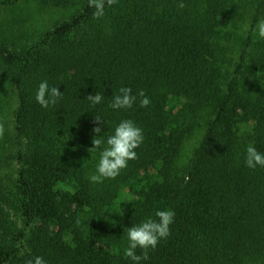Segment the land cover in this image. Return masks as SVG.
<instances>
[{
	"label": "trees",
	"instance_id": "1",
	"mask_svg": "<svg viewBox=\"0 0 264 264\" xmlns=\"http://www.w3.org/2000/svg\"><path fill=\"white\" fill-rule=\"evenodd\" d=\"M17 2L0 0V9ZM180 2L118 0L116 5H106L103 18L94 19L95 9L88 1L80 16L54 30L55 37L77 35L65 50L72 62L102 43L119 44L132 33L149 30L160 45L157 50L155 44L144 48L146 53L139 52V59L146 60L145 71L128 73L132 81L122 87L128 84L133 95L143 90L151 103L142 107L139 119L123 117L119 114L123 109L111 108L109 94L99 103L98 112L87 99L72 98L68 106L61 98L54 106L71 112L58 132L53 130L51 115L40 114L42 106L35 98L30 102L28 95L22 106L33 104L34 112L26 114L22 107L15 114L16 137L22 140L28 135L33 145L42 138L43 149L51 148L54 156L58 151L53 160L66 166L77 155L83 178L91 175L89 161L100 158L102 150L89 152L92 139L100 135L106 147L115 127L130 119L143 131L140 159L129 161L122 173L104 180L93 194L88 192L90 185L84 186L87 194L57 193L58 178L40 180L25 169L17 172L13 187L4 191L0 176L2 264H25L36 256L46 264H135L124 255L128 228L148 218L158 219L159 210L174 211L171 234L155 249H148L149 258L140 264H264V168L250 169L245 163L249 145L264 153V39L253 31L264 18V0H236L250 24L249 35L236 51L224 45L228 37L220 29L213 34L220 25L211 11L212 0H183V9L177 6ZM181 22L189 25L177 31ZM233 22L235 18H229L227 25ZM156 33L161 34L158 40ZM228 59L230 66L225 64ZM38 72L32 71L35 80L27 86L31 94L44 77ZM196 94L191 117L177 120L175 109L182 95ZM96 116L102 125L96 123ZM244 124L253 128L247 147L239 135ZM97 126L102 127L100 134L93 132ZM75 148L79 150L74 152ZM159 149L165 151L163 157ZM18 153L23 159L25 153ZM143 168L148 177H154L149 175L153 171L158 180L143 186L138 179ZM125 189L133 192L136 203L123 210L116 227H110L111 213ZM6 209L31 225L20 226Z\"/></svg>",
	"mask_w": 264,
	"mask_h": 264
},
{
	"label": "rangeland",
	"instance_id": "2",
	"mask_svg": "<svg viewBox=\"0 0 264 264\" xmlns=\"http://www.w3.org/2000/svg\"><path fill=\"white\" fill-rule=\"evenodd\" d=\"M88 1L18 0L14 6L0 9V122H3L5 126V134L3 138H0V176L4 179V191L13 187V180L21 169L27 170L33 174V177L40 180L44 178L48 181L49 178L52 180V177L58 178L59 183H57L54 191L60 194L75 195L78 192H86L84 186L87 185L91 186V189L88 187L90 194L96 193L97 189H100V183L89 182V176L83 175V178L79 176L80 172L81 174L84 172L78 166L81 160L77 158V155L69 160L67 166L60 160L54 161L53 159L57 156L58 151L55 150L56 156H54L51 148L43 149L44 142L42 138L35 143L36 145L28 142V138H30L28 135L22 141L19 137H16V124L14 122L15 114L22 107L26 114L34 112L33 104L29 105L27 103V106H22L28 95L31 96L30 102L31 98L34 99L36 96L37 91L35 94H31L32 92L27 90V86L30 83L33 84L35 80V75L32 71L37 70L39 71L37 75H44L41 81H47L49 88L58 87L59 91L63 93L62 99L66 100L68 106L72 98L75 101L79 99L86 100L88 95H95L97 92L103 98L106 94L114 97L119 94V89L122 85L132 81L131 77L126 76L128 73L134 71L133 73L135 74V70L145 71L144 64L146 60L144 58L139 59V52H142L144 48L147 50L155 44H157V50V46L160 45V41L155 42L152 39L151 32L145 29L132 33L130 38L121 40L119 44L116 42L102 43L100 46L98 45L94 49L87 51L84 55L77 56L75 62L70 61V57L67 58L65 50L72 44L77 35L55 37L53 32L62 23L72 21L80 16ZM121 1L126 2L127 0ZM244 1L248 2V0ZM236 4V0H226L225 4H223L222 0H212L211 6V11L220 25L213 30V34L215 35L220 29L222 34L228 37V39L226 38L223 41L224 45L231 46L228 47L229 51L240 50L250 31V24L247 18L237 8ZM114 10H116V6ZM229 18H235V23H231L230 26L227 25ZM182 22L179 28H176L177 31L189 25L182 24ZM152 33L154 34V32ZM156 34L157 39L161 34ZM146 50H144V53H146ZM229 60L225 63L226 66H230ZM159 62L162 63L164 61L159 59ZM143 74L146 75V73ZM182 96L181 102L176 105L175 109L178 116L177 120L180 119L181 121L188 120L193 114L195 109L194 102L197 101L194 98L198 95L187 98L186 95ZM93 111H101L100 105L96 104V108ZM70 112L71 110L63 111L54 105L40 108V114L48 113V115H51V123L54 124L53 130L58 132L60 127H62L63 121L66 120L65 116L69 115ZM141 112L142 107L134 104L129 109L120 110L119 114L121 113V116L127 118L136 117L140 119L142 118ZM52 116L54 117L53 119ZM241 128L244 129V132L241 134L240 129L239 135L242 143L248 142L246 145L243 144L247 147L253 128L247 124L242 125ZM151 129L153 130V128ZM47 131L50 132L49 127ZM52 135L54 136L55 133H52ZM38 136H40L39 133ZM21 142H23L22 145L20 144ZM192 142L194 141H191L189 148L193 147L194 143L192 144ZM20 150L25 153L23 159H19L20 153L18 152ZM74 150L76 152L79 149L75 148ZM135 151L137 159L130 160L131 162L140 159L139 149L137 148ZM159 154L163 157L165 151L159 149ZM99 159L95 158L89 161V166H92V173L90 174L96 172ZM74 168L78 169V171L76 172ZM145 170L143 168L138 175V179L143 186L158 180L157 175L152 173L153 171L149 174L154 176L152 178L151 176L148 177ZM64 172H67V174L64 175ZM42 183L44 185V182ZM135 200L133 192L125 189L123 199L119 201L117 208L115 207L111 213L110 227H116L120 214L123 210L133 207L134 202L136 203ZM39 206L40 204L38 203ZM86 209H84L85 212H87ZM135 210L136 212L138 211L137 209ZM6 212L20 226L31 225L30 220L17 215L12 209H6ZM0 264H2L1 258Z\"/></svg>",
	"mask_w": 264,
	"mask_h": 264
},
{
	"label": "clouds",
	"instance_id": "3",
	"mask_svg": "<svg viewBox=\"0 0 264 264\" xmlns=\"http://www.w3.org/2000/svg\"><path fill=\"white\" fill-rule=\"evenodd\" d=\"M118 0H89V6L93 7L94 19H101L106 14V5L111 7L116 5ZM178 8L183 9L186 5L183 0L177 5ZM253 31L260 39H264V18L260 19ZM58 87H51L47 81H42L39 84L35 99L42 107L47 108L49 105H55L60 98H62ZM138 97L140 107H147L151 101L146 96L143 90H140L138 95L132 94L130 87H121L119 94L113 97V102L110 107L113 109H129L136 102ZM93 105L99 104L103 100L100 93L95 95H88L86 97ZM96 123L102 125L103 121L99 116L95 117ZM93 132L100 134L102 127L97 126L93 128ZM244 129L241 128V134ZM5 134V126L0 122V138ZM143 131L141 128L130 120H122L114 130V134L110 135L106 140V147H103L105 140L97 135L92 139L93 147L89 152L100 151V159L98 161L96 172L89 176L90 182L97 184L103 183L106 179H115L128 166L130 160L137 159V149L143 143ZM246 166L250 169H255L257 166L264 168V153L257 151L253 145H249L246 149ZM158 219H146L138 226L128 228L127 239L128 246L124 250L126 258H130L135 264H140L141 260L149 258L148 249H155L162 239H167L170 233V225L174 222L175 213L172 210H159L155 213ZM141 249L142 253L137 255L136 250ZM24 255L23 252L20 253ZM25 264H46V261L41 256H36L33 259H28Z\"/></svg>",
	"mask_w": 264,
	"mask_h": 264
}]
</instances>
